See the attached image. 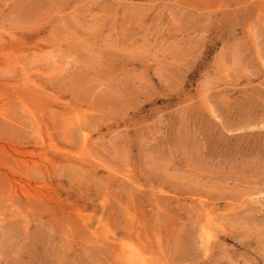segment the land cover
I'll use <instances>...</instances> for the list:
<instances>
[{
  "label": "rangeland",
  "instance_id": "374dc122",
  "mask_svg": "<svg viewBox=\"0 0 264 264\" xmlns=\"http://www.w3.org/2000/svg\"><path fill=\"white\" fill-rule=\"evenodd\" d=\"M0 264H264V0H0Z\"/></svg>",
  "mask_w": 264,
  "mask_h": 264
}]
</instances>
